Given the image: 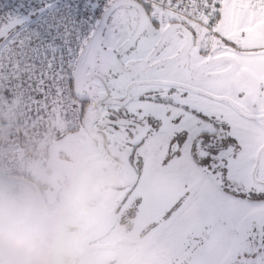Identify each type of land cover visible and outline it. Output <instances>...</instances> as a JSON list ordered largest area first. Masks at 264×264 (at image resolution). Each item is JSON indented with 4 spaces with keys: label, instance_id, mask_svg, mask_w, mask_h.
<instances>
[{
    "label": "snow or ice",
    "instance_id": "1",
    "mask_svg": "<svg viewBox=\"0 0 264 264\" xmlns=\"http://www.w3.org/2000/svg\"><path fill=\"white\" fill-rule=\"evenodd\" d=\"M0 94L101 131L152 264H264V0H0Z\"/></svg>",
    "mask_w": 264,
    "mask_h": 264
},
{
    "label": "flooded vegetation",
    "instance_id": "2",
    "mask_svg": "<svg viewBox=\"0 0 264 264\" xmlns=\"http://www.w3.org/2000/svg\"><path fill=\"white\" fill-rule=\"evenodd\" d=\"M83 126V122L80 121L76 128L65 130L61 134L54 136L55 139L64 134H71V137L64 143L66 151L59 154V159L65 161L66 165L63 163V169H66L70 175L73 187H70L67 181L65 176L67 174L57 169L46 168L44 165L47 146L53 139L47 142V145L42 149L38 145L40 151L35 153L33 157L36 159L37 155L42 152V160L37 168V174L35 172L32 173L33 171H22L20 174L11 176H22L36 184L40 194L36 205L45 211L49 210L47 213L55 216L59 223L75 224L76 227L71 225L64 226L67 233L64 232L63 235L64 237L66 236L65 239L69 249H71V245H75L78 249L85 251L84 247L88 250L89 247L94 245H105L101 240L111 235L110 233L113 232L117 224L122 225L123 230L125 229L127 232V236L129 232L132 234V220L136 216L135 212L137 209L128 204L124 206L120 204L121 198L119 204L114 206L112 190H118L119 188L113 184L121 183L124 164L122 162L119 163V160L117 161L116 155L109 148L107 150V142H105L101 131L95 126L90 125L91 129H95L90 130L94 138L91 139L88 136L85 139H81L82 137L80 136L75 137L78 132H83ZM103 143L106 149H103ZM95 157H98V159L96 160ZM98 163L100 164L96 169L94 166ZM63 185H66V187L62 190ZM9 195L13 196L19 203L30 205L35 209L33 192L28 185L20 186L16 183H9L6 186L5 196ZM121 206L123 207L121 208ZM93 209L94 215L88 216L87 213ZM111 213L115 215V223L110 231L100 239L86 243L87 238L95 237L99 233L100 227L110 221L109 219L113 217ZM142 221L143 223L148 221L146 214ZM147 232V226H143V230L140 229V233L143 235L147 234ZM70 233H78V236L71 237ZM127 236L120 237V240L125 239L126 243H129L128 245L131 247L134 241L128 239ZM115 243L109 246H113ZM96 250L99 249H92L91 251L93 264H97V261H106L108 259L106 255L98 257L95 253ZM73 259L74 264H76L78 258L73 257Z\"/></svg>",
    "mask_w": 264,
    "mask_h": 264
},
{
    "label": "clouds",
    "instance_id": "3",
    "mask_svg": "<svg viewBox=\"0 0 264 264\" xmlns=\"http://www.w3.org/2000/svg\"><path fill=\"white\" fill-rule=\"evenodd\" d=\"M0 264H74L57 218L0 197Z\"/></svg>",
    "mask_w": 264,
    "mask_h": 264
},
{
    "label": "built area",
    "instance_id": "4",
    "mask_svg": "<svg viewBox=\"0 0 264 264\" xmlns=\"http://www.w3.org/2000/svg\"><path fill=\"white\" fill-rule=\"evenodd\" d=\"M25 105L20 94H0V178L20 174L24 161L34 155L36 144L49 130L68 131L80 124L69 109L55 106L29 112Z\"/></svg>",
    "mask_w": 264,
    "mask_h": 264
},
{
    "label": "water",
    "instance_id": "5",
    "mask_svg": "<svg viewBox=\"0 0 264 264\" xmlns=\"http://www.w3.org/2000/svg\"><path fill=\"white\" fill-rule=\"evenodd\" d=\"M83 124H84L83 132H78L75 135V137L80 136V137H82L81 139H85L86 136H88L91 139L94 138L93 134L90 133V130H95V129H91L90 128L91 124H89V123L83 122ZM70 137H71V134H64V135H62V136H60L58 138L53 139L48 144L47 149H46L47 155H46V158H45V161H44V165H45L46 168L57 169V170H60L61 172H63L64 174H67V175H65L67 177V181L69 182L70 187H73V182L71 181L70 175L67 173L66 169H63V167H64L63 163L65 164V161H62V160L59 159V154L61 152H65L66 151V147L64 146V143ZM103 149H106V146H105L104 143H103ZM107 150H108V147H107ZM95 159L97 160L98 157H95ZM117 161L119 163L122 162L124 164V162L122 160H120L119 158H117ZM67 164H69V163L67 162ZM99 164L100 163L96 164V166H94V167H96V169H97V166ZM71 176H72V174H71ZM9 183L10 184L16 183V184H18L20 186L28 185L31 188L32 192H33V196H34V199H35L34 200L35 209L38 210V211L45 212V213H47L49 211V210L45 211L41 207H38L36 205V203L39 201V199H38V197L40 196L39 190H38L36 184H34L31 181L26 180L22 176H10V177H6V178H1L0 179V197H4L5 196L6 186ZM113 185H115V187H117V188H121V183L113 184ZM64 187H66V185H63L61 189L63 190ZM62 190H61V193H62ZM87 215L88 216H93L94 215V209L91 212H88ZM109 220L110 221L106 222L103 226L100 227V231L95 237L87 238L86 239L87 240L86 243H88L89 241H95V240L100 239L101 237L105 236L110 231V229L113 227V225L115 223V215H113V217L110 218ZM66 225H71V226H75L76 227L75 224L60 223V227H61V230H62L63 234H64V232H66L65 229H64V226H66ZM69 235L71 237H77L78 233H75V234L74 233H70ZM65 238H66V236H65ZM122 243H126L125 239L124 240H120L119 242L115 243V245H113V246H109V245H94V246L89 247L88 250L84 247L85 251L84 250L82 251V250L78 249V247H76L75 245H71L72 247H71L70 250H71V253H72L73 257L74 258H78L76 264H93V255L91 253L92 249H103V248H109V247L115 249L116 247H118V244H122Z\"/></svg>",
    "mask_w": 264,
    "mask_h": 264
},
{
    "label": "rangeland",
    "instance_id": "6",
    "mask_svg": "<svg viewBox=\"0 0 264 264\" xmlns=\"http://www.w3.org/2000/svg\"><path fill=\"white\" fill-rule=\"evenodd\" d=\"M57 129H53V130H49L45 135L42 136V138L40 139V146H46L47 142H49L56 134H61L62 130H57ZM42 156V152L41 154L37 155L36 159H32V162L28 163L26 166H24V170L27 172H32L35 174L38 173V167L41 164V158ZM41 175H42V170H41ZM43 180H45V178H43ZM120 192H121V188H119L118 190H112V193L114 195V199H113V204L114 206L119 204V200H120ZM122 204V203H120ZM125 204H123L124 206ZM121 206V208L123 207ZM136 216L133 217V226L131 228V231L133 232L134 228H137L138 234H136V240L133 242V244H135L132 248L130 247V245H128L129 243H122L119 244L117 249H112V248H104V249H99L96 250L95 253L98 257H102V256H107V260L106 261H97V264H152L151 261V254H150V235L147 234L146 237L140 233V229L143 230V226L142 225V219L144 218L145 213L142 211L137 210L135 212ZM111 235H109L107 238H104L101 240V242H103V244L105 245H110L115 243L116 241L120 240V237H125L127 236V232L125 231V229L123 230L122 225L117 224L115 229L113 230L112 233H110ZM128 237V236H127ZM143 237H145V241H143V244L140 243L138 244V239L140 238L143 239Z\"/></svg>",
    "mask_w": 264,
    "mask_h": 264
},
{
    "label": "crops",
    "instance_id": "7",
    "mask_svg": "<svg viewBox=\"0 0 264 264\" xmlns=\"http://www.w3.org/2000/svg\"><path fill=\"white\" fill-rule=\"evenodd\" d=\"M62 132H63V131H62ZM52 139H54V137H53ZM37 141H38V140H37ZM40 141H41V140H39V141H38V144H36V151H35V153H38V152L40 151L39 148H38V145H39L40 149H42V148L44 147V146H40ZM35 153H34V155H35ZM34 155L31 156L30 158H27V159L24 161L23 171H25V170H24V166H26L28 163L32 162V159H33ZM25 172H27V171H25ZM9 176H11V175H9ZM7 177H8V176H7ZM147 225H148V221L145 222V223L142 222V225H141V226L146 227ZM139 231H140V230H139ZM130 234H131V232L128 233V239H130L131 241H135V240H136V234H138L137 228H134L132 234H131V235H130ZM147 234L150 235L149 232H147ZM147 234H145L144 236L146 237ZM145 237H143V239H141V240H140V238H139V239H138V244H140V243L143 244V241H145ZM134 245H135V244L132 243L131 248H132Z\"/></svg>",
    "mask_w": 264,
    "mask_h": 264
}]
</instances>
